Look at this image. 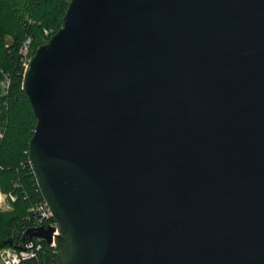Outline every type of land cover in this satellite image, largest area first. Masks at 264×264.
I'll return each mask as SVG.
<instances>
[{
	"label": "water",
	"instance_id": "1",
	"mask_svg": "<svg viewBox=\"0 0 264 264\" xmlns=\"http://www.w3.org/2000/svg\"><path fill=\"white\" fill-rule=\"evenodd\" d=\"M22 88L56 264H264V0H70Z\"/></svg>",
	"mask_w": 264,
	"mask_h": 264
},
{
	"label": "trees",
	"instance_id": "2",
	"mask_svg": "<svg viewBox=\"0 0 264 264\" xmlns=\"http://www.w3.org/2000/svg\"><path fill=\"white\" fill-rule=\"evenodd\" d=\"M70 0H0V191L11 208H0V249L18 248L24 233L36 227V206L44 200L29 163V140L36 117L22 88L26 66L32 56L63 25ZM31 43L21 51L26 39ZM54 222L46 219L44 226ZM39 243L35 257L23 264H56L55 246L34 237Z\"/></svg>",
	"mask_w": 264,
	"mask_h": 264
},
{
	"label": "built area",
	"instance_id": "3",
	"mask_svg": "<svg viewBox=\"0 0 264 264\" xmlns=\"http://www.w3.org/2000/svg\"><path fill=\"white\" fill-rule=\"evenodd\" d=\"M30 43H31V39L30 38L26 39L21 47V51H23L24 53L27 52ZM30 58L31 56L26 54L24 58L25 66L28 65ZM7 197H11L12 199H15V196L7 195L0 191V205L2 203V200ZM36 210L37 212H39L40 215L37 226L43 225L42 222L45 220V218L50 219L52 217L50 209L47 203L45 202V200H43L36 206ZM54 223L55 221L49 222V225ZM37 249H39V243H36L34 240H32L27 245L26 249L4 247L0 249V264H23L26 260L35 257L37 253Z\"/></svg>",
	"mask_w": 264,
	"mask_h": 264
},
{
	"label": "rangeland",
	"instance_id": "4",
	"mask_svg": "<svg viewBox=\"0 0 264 264\" xmlns=\"http://www.w3.org/2000/svg\"><path fill=\"white\" fill-rule=\"evenodd\" d=\"M0 208L1 209H10L11 208V204H10L8 198H5V199L2 200Z\"/></svg>",
	"mask_w": 264,
	"mask_h": 264
}]
</instances>
